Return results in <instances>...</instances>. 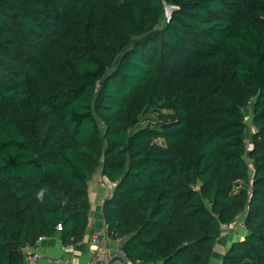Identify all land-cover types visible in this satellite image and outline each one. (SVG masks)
Wrapping results in <instances>:
<instances>
[{
  "label": "trees",
  "instance_id": "16d2710c",
  "mask_svg": "<svg viewBox=\"0 0 264 264\" xmlns=\"http://www.w3.org/2000/svg\"><path fill=\"white\" fill-rule=\"evenodd\" d=\"M100 168L129 261L210 264L244 216L222 264H264V0H0V264L81 241Z\"/></svg>",
  "mask_w": 264,
  "mask_h": 264
},
{
  "label": "crops",
  "instance_id": "0c3cea01",
  "mask_svg": "<svg viewBox=\"0 0 264 264\" xmlns=\"http://www.w3.org/2000/svg\"><path fill=\"white\" fill-rule=\"evenodd\" d=\"M113 186L114 184L102 174L101 168L97 170L89 182L91 210L88 229L83 239L72 247L64 248L59 234L52 237H46L37 245L42 257L35 263H31L28 259L30 251L26 248L23 249L25 254V264L85 263L91 253H93L91 240L94 235H98L101 238L102 243L99 245V248L102 251L110 252L111 249L122 247L124 240L108 237L106 233V225L102 222L103 200L111 194ZM243 219L244 216H241L233 224L224 227L222 235L218 238L210 264H222V257L230 247L231 243L237 239L245 237L246 228L244 222H242ZM109 264L130 263L126 258L110 257Z\"/></svg>",
  "mask_w": 264,
  "mask_h": 264
},
{
  "label": "built area",
  "instance_id": "2783aa9c",
  "mask_svg": "<svg viewBox=\"0 0 264 264\" xmlns=\"http://www.w3.org/2000/svg\"><path fill=\"white\" fill-rule=\"evenodd\" d=\"M102 222L106 225V221L104 218H102ZM58 228L61 229V224H59ZM91 243H92L91 246L93 248V253H91V255L89 256L87 261H85V263H79V264H109L110 257L127 259L126 254L121 247L111 249L110 252L102 251L99 248V245L102 243V240L98 235L92 236ZM72 246L73 244L63 245L64 248H68ZM25 248L30 251L28 259L30 260L31 263H35L37 260H39L42 257L41 252L34 245H27ZM128 262L130 264H140V263L131 262L129 260Z\"/></svg>",
  "mask_w": 264,
  "mask_h": 264
},
{
  "label": "rangeland",
  "instance_id": "374dc122",
  "mask_svg": "<svg viewBox=\"0 0 264 264\" xmlns=\"http://www.w3.org/2000/svg\"><path fill=\"white\" fill-rule=\"evenodd\" d=\"M168 9V10H167ZM167 9H165V17H166V19L167 18H169L170 16H171V14H172V12H173V10L170 8H167ZM167 11V12H166ZM247 114H248V116H249V114H250V110H247ZM249 122H250V119H249ZM250 126L251 127H253V124H250ZM250 127V128H251ZM249 127H248V131H247V136H248V143H250L251 142V137H252V131H251V129H250ZM248 161H249V163H250V167H251V171H252V163H251V160L248 158ZM251 173V172H250ZM252 174V173H251ZM240 226H241V224H240Z\"/></svg>",
  "mask_w": 264,
  "mask_h": 264
},
{
  "label": "water",
  "instance_id": "95a60500",
  "mask_svg": "<svg viewBox=\"0 0 264 264\" xmlns=\"http://www.w3.org/2000/svg\"><path fill=\"white\" fill-rule=\"evenodd\" d=\"M167 8H169V9L171 8L172 10H174L176 7H175V6H172V5H167V4H166V8H165V9H167ZM167 10H168V9H167ZM166 12H167V11H166Z\"/></svg>",
  "mask_w": 264,
  "mask_h": 264
}]
</instances>
